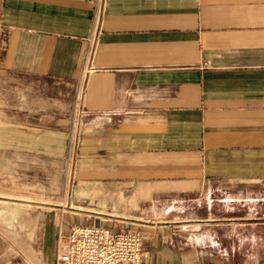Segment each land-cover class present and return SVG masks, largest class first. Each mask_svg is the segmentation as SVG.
<instances>
[{
	"label": "crops",
	"instance_id": "0c3cea01",
	"mask_svg": "<svg viewBox=\"0 0 264 264\" xmlns=\"http://www.w3.org/2000/svg\"><path fill=\"white\" fill-rule=\"evenodd\" d=\"M81 85L69 220L136 228L145 264H264V0H0V200L62 195ZM32 215L0 264H54Z\"/></svg>",
	"mask_w": 264,
	"mask_h": 264
},
{
	"label": "built area",
	"instance_id": "2783aa9c",
	"mask_svg": "<svg viewBox=\"0 0 264 264\" xmlns=\"http://www.w3.org/2000/svg\"><path fill=\"white\" fill-rule=\"evenodd\" d=\"M93 17L91 42L94 44L100 28L101 8L96 9ZM72 109L64 179L65 189L69 192L74 186L79 146L88 116L82 85ZM69 229L65 232L59 226L54 264H145L148 259L143 236L136 228L114 230L86 223L72 224Z\"/></svg>",
	"mask_w": 264,
	"mask_h": 264
},
{
	"label": "rangeland",
	"instance_id": "374dc122",
	"mask_svg": "<svg viewBox=\"0 0 264 264\" xmlns=\"http://www.w3.org/2000/svg\"><path fill=\"white\" fill-rule=\"evenodd\" d=\"M79 158V156H78ZM66 167V163H65ZM77 174L75 175L74 186L72 190L66 191L65 186L62 195L56 199L54 204L52 202L47 201L44 204L32 203L29 200L20 201L19 203L16 201H3L0 200V238L4 239L6 243L11 246V249L14 248L15 251L18 250L22 254H26L28 258H32L31 254V245L36 241L34 236V226L38 228V224L33 221V211L38 208V210L44 209L46 211H52L53 208L57 212L56 224L57 226H61L66 221L69 223L70 227L74 223L73 220H69L67 215H75L77 213L73 207V205H78V202L83 194H80L77 191ZM67 177V174H66ZM65 179V178H64ZM29 199V197H26ZM40 205V206H37ZM36 213V212H35ZM29 237L31 239H29ZM51 240L50 236L46 239V242ZM56 242L57 237L54 241L55 252H56ZM27 245V251L23 248Z\"/></svg>",
	"mask_w": 264,
	"mask_h": 264
}]
</instances>
